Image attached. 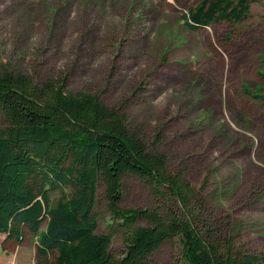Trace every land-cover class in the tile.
I'll return each instance as SVG.
<instances>
[{
    "label": "rangeland",
    "instance_id": "obj_1",
    "mask_svg": "<svg viewBox=\"0 0 264 264\" xmlns=\"http://www.w3.org/2000/svg\"><path fill=\"white\" fill-rule=\"evenodd\" d=\"M199 1L0 0V71L37 83L65 78L71 92L99 96L193 189L184 215L166 189L159 194L128 174L122 207L190 215L220 253L231 247L263 255L264 100L250 93L264 95V0L236 26L220 21L193 30L183 15ZM94 213L96 234L110 232L101 183ZM26 232L13 245L0 233V264L22 251L19 264H37L36 236ZM124 248L123 233H116L111 253L118 257ZM146 264H187L180 238Z\"/></svg>",
    "mask_w": 264,
    "mask_h": 264
},
{
    "label": "trees",
    "instance_id": "obj_2",
    "mask_svg": "<svg viewBox=\"0 0 264 264\" xmlns=\"http://www.w3.org/2000/svg\"><path fill=\"white\" fill-rule=\"evenodd\" d=\"M260 1L200 0L184 23L193 30L220 21L236 26ZM257 90L250 94L264 100ZM128 174L148 180L159 194L166 189L190 213L193 189L183 172L171 170L166 154L150 151L117 108L95 94L71 92L65 78L37 83L25 73L0 71V233L21 243L31 231L37 264H146L176 237L187 264H264V254L231 247L220 253L190 215L122 207ZM99 183L112 219L102 234L94 213ZM116 233H123L125 246L118 257L110 251Z\"/></svg>",
    "mask_w": 264,
    "mask_h": 264
},
{
    "label": "crops",
    "instance_id": "obj_3",
    "mask_svg": "<svg viewBox=\"0 0 264 264\" xmlns=\"http://www.w3.org/2000/svg\"><path fill=\"white\" fill-rule=\"evenodd\" d=\"M10 242V245H13V243H12V240H9ZM35 244H37V240L35 241ZM1 246H2V244H1ZM19 249H20V247L17 249V251L19 252ZM20 258H22L23 259V251L21 252V254H20V256L19 257H17V256H14V257H11V258H9V260H3V263L4 264H19L18 262L20 261ZM34 262V261H33Z\"/></svg>",
    "mask_w": 264,
    "mask_h": 264
}]
</instances>
